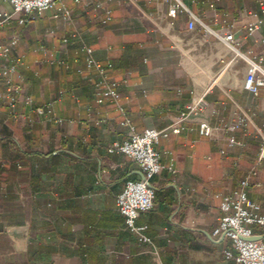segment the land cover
<instances>
[{
  "label": "crops",
  "instance_id": "crops-1",
  "mask_svg": "<svg viewBox=\"0 0 264 264\" xmlns=\"http://www.w3.org/2000/svg\"><path fill=\"white\" fill-rule=\"evenodd\" d=\"M96 1L68 2L82 39L54 11L24 26L16 16L1 32L4 43L19 37L13 59L21 64L12 83L0 76V264H237L224 255L232 243L213 231L222 197L252 172L248 197L264 216V88L257 97L245 90L248 62L216 37L189 30L186 14L170 18L169 3L112 0L106 6L113 19L103 25ZM184 3L214 25L205 0ZM0 11L12 7L0 0ZM219 11L234 25L238 51L264 65V26L247 35L259 0H222ZM83 42L98 61L113 64L111 77L139 134L170 131L211 86L207 110L156 147L164 169L151 180L155 205L137 219L152 245L138 241L117 208L126 183L143 173L127 156L109 153L129 132L119 128L122 116L109 102H95L99 76L84 65ZM10 85L22 87L16 114L2 97ZM40 108L51 109L54 120L38 115ZM236 112L250 117L247 128L214 139L200 135L199 122L222 126ZM232 136L239 144L229 145ZM252 229L264 242V226Z\"/></svg>",
  "mask_w": 264,
  "mask_h": 264
},
{
  "label": "built area",
  "instance_id": "built-area-1",
  "mask_svg": "<svg viewBox=\"0 0 264 264\" xmlns=\"http://www.w3.org/2000/svg\"><path fill=\"white\" fill-rule=\"evenodd\" d=\"M70 0H3L4 3L12 7V11H0V76L8 79L12 83L14 76L17 75L20 60L13 59V53L19 43V37L13 36L8 42L1 40V32L10 27L16 16H22L18 19V24L26 25L30 21L36 20L37 15L47 11H54V19L61 20L65 26L73 30L76 35L82 39L83 33L77 28L75 16L68 4ZM82 2L84 0H75ZM112 0H97L94 7L96 11L102 10L104 18L103 25H108L113 19V12L106 4ZM125 3L136 4L137 0H122ZM169 3L168 16L176 19L179 15L188 16L187 27L189 30L200 29L204 36H214L225 42L233 51L238 53L241 58L248 62L245 90L251 92L257 97L262 88H264V65L263 58L249 56L238 51V41L233 32L234 25L229 22L228 17L219 11V5L222 0H205L212 11L213 24L205 22L206 15L198 16L190 10L184 3V0H148L154 3ZM196 3V0H192ZM260 13H251L254 21L247 26V35L253 38L257 32L264 26V0H259ZM221 26L217 28V26ZM264 45V37L259 39ZM68 39L64 40V44ZM81 51L85 54L84 65L87 70L95 72L99 80L95 83L94 99L98 105L109 102L122 116L119 128L129 132V138L123 144H114L110 149L111 154H123L130 160L136 162L142 173L141 180H130L126 183L124 191L117 197V208L125 217L126 225L129 230L135 233L141 244H153L151 238L147 237L144 232L146 227H139L137 219L141 213L149 212L154 208L156 191L151 185V180L159 175L164 169L161 162V154L156 147L159 145L161 138H168L170 134H181L185 130L184 124L191 118L203 114L209 104L206 101V94L210 91L211 86L206 93L194 101L183 110L179 116L174 119V124L170 131H158L155 128H147L142 134L137 132L133 121L127 116L125 107L121 102L119 84L111 77L113 64L111 62L102 63L94 57V50L83 42ZM83 73V70H79ZM22 92L20 85H10L9 90L2 96L11 110V114H16L19 96ZM24 104L32 109L33 100L25 97ZM40 116H52L54 113L51 109L45 111L36 109ZM234 120L222 126H213L207 121L199 122V133L201 136L214 139L218 138L222 132L235 133L241 129L247 128L251 123L247 113L236 112ZM229 145L239 144L237 139L232 136L228 139ZM221 154L225 155L226 150ZM264 159V148L262 149L259 161ZM175 160L171 159L169 170L175 172ZM250 173L241 183V188L233 194L222 197L220 209L223 216L219 218L218 224L213 231L214 238L227 239L232 243V250H225L224 255L228 260H234L237 264H264V242L258 240L252 229V226H264V216L260 214V206L248 197L247 189L251 185L252 176Z\"/></svg>",
  "mask_w": 264,
  "mask_h": 264
}]
</instances>
